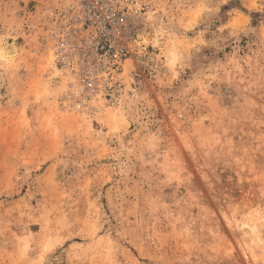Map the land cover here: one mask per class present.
I'll list each match as a JSON object with an SVG mask.
<instances>
[{
	"label": "rangeland",
	"instance_id": "rangeland-1",
	"mask_svg": "<svg viewBox=\"0 0 264 264\" xmlns=\"http://www.w3.org/2000/svg\"><path fill=\"white\" fill-rule=\"evenodd\" d=\"M121 1L82 105L50 67L77 0H0V264H264V0Z\"/></svg>",
	"mask_w": 264,
	"mask_h": 264
},
{
	"label": "built area",
	"instance_id": "built-area-1",
	"mask_svg": "<svg viewBox=\"0 0 264 264\" xmlns=\"http://www.w3.org/2000/svg\"><path fill=\"white\" fill-rule=\"evenodd\" d=\"M132 13L121 0H77L54 27L50 67L74 78L80 104L90 96L112 100L130 54Z\"/></svg>",
	"mask_w": 264,
	"mask_h": 264
},
{
	"label": "bare ground",
	"instance_id": "bare-ground-1",
	"mask_svg": "<svg viewBox=\"0 0 264 264\" xmlns=\"http://www.w3.org/2000/svg\"><path fill=\"white\" fill-rule=\"evenodd\" d=\"M143 39H144V36H143L142 33H140L139 35H137V38H136L137 41L133 43V46H134V47H135V46L137 47L138 43H139L140 41H143ZM14 48H15V49L18 48L16 44H14ZM9 52L11 53V51H9ZM49 71H51L52 73H55L58 77H60L59 73L56 72V71H54L53 69H52V70H49Z\"/></svg>",
	"mask_w": 264,
	"mask_h": 264
}]
</instances>
